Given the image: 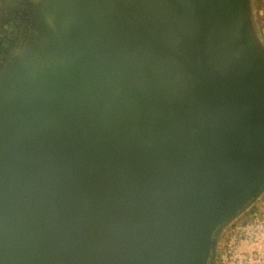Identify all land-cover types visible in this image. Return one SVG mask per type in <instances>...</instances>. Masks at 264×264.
Here are the masks:
<instances>
[{"label": "water", "instance_id": "water-1", "mask_svg": "<svg viewBox=\"0 0 264 264\" xmlns=\"http://www.w3.org/2000/svg\"><path fill=\"white\" fill-rule=\"evenodd\" d=\"M254 0H41L0 65V264H218L264 197Z\"/></svg>", "mask_w": 264, "mask_h": 264}, {"label": "built area", "instance_id": "built-area-1", "mask_svg": "<svg viewBox=\"0 0 264 264\" xmlns=\"http://www.w3.org/2000/svg\"><path fill=\"white\" fill-rule=\"evenodd\" d=\"M245 217L227 231L218 264H264V197Z\"/></svg>", "mask_w": 264, "mask_h": 264}, {"label": "flooded vegetation", "instance_id": "flooded-vegetation-1", "mask_svg": "<svg viewBox=\"0 0 264 264\" xmlns=\"http://www.w3.org/2000/svg\"><path fill=\"white\" fill-rule=\"evenodd\" d=\"M41 0H0V65L21 55L33 33L30 17Z\"/></svg>", "mask_w": 264, "mask_h": 264}, {"label": "rangeland", "instance_id": "rangeland-1", "mask_svg": "<svg viewBox=\"0 0 264 264\" xmlns=\"http://www.w3.org/2000/svg\"><path fill=\"white\" fill-rule=\"evenodd\" d=\"M253 16L256 30L264 43V0H254ZM246 217H248V215ZM225 237H227V232L223 239H225Z\"/></svg>", "mask_w": 264, "mask_h": 264}]
</instances>
